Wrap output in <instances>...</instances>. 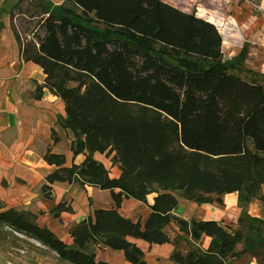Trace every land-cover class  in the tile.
<instances>
[{
  "label": "trees",
  "instance_id": "16d2710c",
  "mask_svg": "<svg viewBox=\"0 0 264 264\" xmlns=\"http://www.w3.org/2000/svg\"><path fill=\"white\" fill-rule=\"evenodd\" d=\"M41 4L22 54L43 69L47 88L64 103L60 124L73 135V154L86 152L80 167L60 169L47 182L77 176L81 185L118 190L112 193L117 206L122 199L145 203L149 194L156 196L143 225L114 210L96 211L93 221L71 230V247L21 212L0 211V224L68 264H108L94 260L92 244L121 251L130 264H144L126 238L169 244L164 229L171 223L194 242L210 238L206 250L174 251L175 264H228L241 253L235 247L243 240L264 264V221L246 214L251 201L263 199L264 83L258 80L263 76L232 73L240 68L224 62L215 25L161 0ZM245 55L244 46L237 65ZM94 154L112 155L121 172L117 180L108 178ZM175 193L218 206L224 195L237 193L240 230L173 217Z\"/></svg>",
  "mask_w": 264,
  "mask_h": 264
},
{
  "label": "crops",
  "instance_id": "0c3cea01",
  "mask_svg": "<svg viewBox=\"0 0 264 264\" xmlns=\"http://www.w3.org/2000/svg\"><path fill=\"white\" fill-rule=\"evenodd\" d=\"M19 5L20 0H0V211L14 210L25 214L39 228L48 230L68 247L73 244L71 230L89 219L93 221L96 211L114 210L121 218L143 225L149 216L155 193L146 196L145 203L122 199L117 206L112 193L117 194L118 190L110 192L81 185L77 176L71 182H47L46 178L60 169L80 167L86 152L73 154V135L60 124L65 119L64 103L47 88L43 69L22 54L26 42L16 29L14 16ZM258 6L262 12L255 20L264 24V0H259ZM207 21L218 28L214 21ZM258 74L264 76V68ZM48 158L51 163L47 161ZM93 159L107 170L109 179L119 178L121 172L118 164L112 163V155L94 154ZM261 192H264V188ZM175 194L177 204L171 212L173 217L186 222L213 221L229 232L239 228L237 222L241 210L237 205V193L224 195L222 206L189 202ZM262 200L250 202L246 209L248 217L264 221ZM228 222L232 224H226ZM169 226L174 230L170 234L165 230ZM169 226L164 229L169 244H148L132 237H127L126 241L140 250L144 264H175L171 260L174 251L184 255L190 250L208 249L209 237L203 236L199 242H194L184 236L176 224ZM227 226L231 229H227ZM177 240L181 241V245ZM243 241L235 247V251L241 253L236 258L228 259L227 263L261 264L260 256L253 255ZM103 248L120 253L122 263L130 264L121 251ZM95 257L96 262H114L99 261Z\"/></svg>",
  "mask_w": 264,
  "mask_h": 264
},
{
  "label": "rangeland",
  "instance_id": "374dc122",
  "mask_svg": "<svg viewBox=\"0 0 264 264\" xmlns=\"http://www.w3.org/2000/svg\"><path fill=\"white\" fill-rule=\"evenodd\" d=\"M43 1L49 5H52L53 7L61 4L63 0ZM161 1L186 13L193 12L196 14V16H200L204 20L214 21V23H216L218 26L217 29H219L220 35L222 37L223 44L221 51L224 62L229 69L236 66L240 68V72L236 71L235 69H231V72L247 79L248 77L254 75L257 77L260 76L258 71L264 68V24H259L255 20L257 16L261 15L262 12L258 6L259 0ZM41 3L42 0H20V5L17 8L14 16L16 18V29L23 38L24 42H28L32 38V33L36 31L37 23L41 17L40 15L44 10V8L41 6ZM243 3L246 5L243 6ZM37 33L41 34L40 31H37ZM234 35L235 38H233ZM246 42L248 44H246ZM25 44L27 45V43ZM244 46L246 48V57L243 58L242 65L240 66V63L237 65L235 62V58L238 56L242 47ZM250 70H253L256 73L252 71L251 74V72H248ZM258 80L264 83V76L260 77ZM124 113L131 115V112L129 111ZM114 165L115 164H112V166ZM263 195L264 192L260 191L259 196L264 197ZM262 202L264 203V200H262ZM258 203L262 204L261 201H258ZM226 224L232 223L228 222ZM227 229L230 230L231 227H228ZM237 229L240 230L239 228ZM165 230L169 234L174 231L170 226ZM177 241L178 244L181 245V241ZM181 247L184 248L183 246ZM89 251L96 256V260L114 261L113 264H119L117 262L123 264V259L120 253L111 252L101 246L94 244L89 246ZM117 256L119 258H117ZM0 264L68 263L60 260V258L54 252L48 250L37 241L21 234L14 233L8 227L0 224Z\"/></svg>",
  "mask_w": 264,
  "mask_h": 264
}]
</instances>
